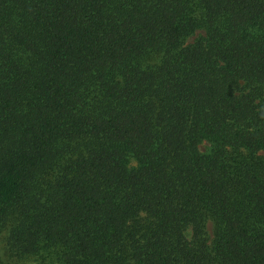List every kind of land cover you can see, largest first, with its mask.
<instances>
[{"label":"trees","instance_id":"1","mask_svg":"<svg viewBox=\"0 0 264 264\" xmlns=\"http://www.w3.org/2000/svg\"><path fill=\"white\" fill-rule=\"evenodd\" d=\"M0 241L264 264V0H0Z\"/></svg>","mask_w":264,"mask_h":264},{"label":"rangeland","instance_id":"2","mask_svg":"<svg viewBox=\"0 0 264 264\" xmlns=\"http://www.w3.org/2000/svg\"><path fill=\"white\" fill-rule=\"evenodd\" d=\"M190 40V39H189ZM210 223H207V231L210 232ZM0 264H34L31 261L12 257L6 251L4 244L0 241Z\"/></svg>","mask_w":264,"mask_h":264}]
</instances>
